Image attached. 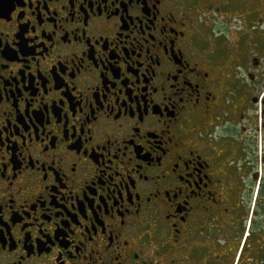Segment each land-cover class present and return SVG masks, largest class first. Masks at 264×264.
I'll use <instances>...</instances> for the list:
<instances>
[{
  "label": "flooded vegetation",
  "instance_id": "obj_1",
  "mask_svg": "<svg viewBox=\"0 0 264 264\" xmlns=\"http://www.w3.org/2000/svg\"><path fill=\"white\" fill-rule=\"evenodd\" d=\"M0 264H264V0H0Z\"/></svg>",
  "mask_w": 264,
  "mask_h": 264
}]
</instances>
